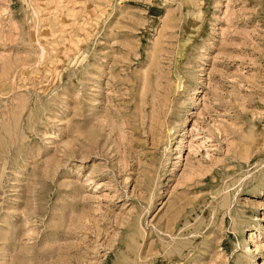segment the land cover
<instances>
[{"label":"rangeland","instance_id":"1","mask_svg":"<svg viewBox=\"0 0 264 264\" xmlns=\"http://www.w3.org/2000/svg\"><path fill=\"white\" fill-rule=\"evenodd\" d=\"M0 264H264V0H0Z\"/></svg>","mask_w":264,"mask_h":264}]
</instances>
